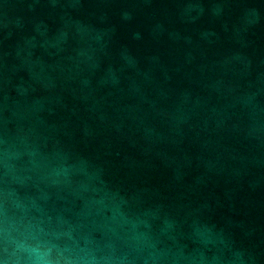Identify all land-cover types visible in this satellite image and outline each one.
Wrapping results in <instances>:
<instances>
[{
    "label": "water",
    "instance_id": "water-1",
    "mask_svg": "<svg viewBox=\"0 0 264 264\" xmlns=\"http://www.w3.org/2000/svg\"><path fill=\"white\" fill-rule=\"evenodd\" d=\"M0 264H264V0H0Z\"/></svg>",
    "mask_w": 264,
    "mask_h": 264
}]
</instances>
